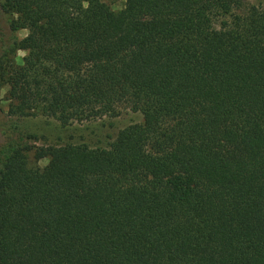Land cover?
Listing matches in <instances>:
<instances>
[{
  "label": "trees",
  "instance_id": "trees-1",
  "mask_svg": "<svg viewBox=\"0 0 264 264\" xmlns=\"http://www.w3.org/2000/svg\"><path fill=\"white\" fill-rule=\"evenodd\" d=\"M0 11L27 32L0 56L9 116H142L106 148L7 156L0 264H264V8L0 0ZM29 152L48 164L29 166Z\"/></svg>",
  "mask_w": 264,
  "mask_h": 264
},
{
  "label": "rangeland",
  "instance_id": "rangeland-1",
  "mask_svg": "<svg viewBox=\"0 0 264 264\" xmlns=\"http://www.w3.org/2000/svg\"><path fill=\"white\" fill-rule=\"evenodd\" d=\"M111 10L123 9L125 0H102ZM264 8V0H249ZM9 17L0 11V56L15 40H21L27 34L25 30L11 32ZM24 51H18L13 60L21 63ZM7 87H0V169L7 156L16 148L64 146L85 144L90 148H106L123 128L140 124L142 116L132 112L126 106H120L112 117L62 125L56 120L44 116L13 117L8 115L9 102L6 100ZM33 152L27 154L28 164L43 168L48 159L35 161Z\"/></svg>",
  "mask_w": 264,
  "mask_h": 264
}]
</instances>
